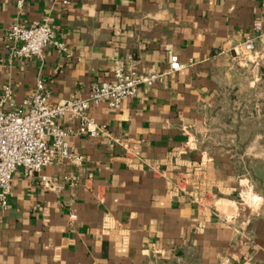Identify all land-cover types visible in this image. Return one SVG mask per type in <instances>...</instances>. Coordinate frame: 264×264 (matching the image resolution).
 I'll use <instances>...</instances> for the list:
<instances>
[{"label": "crops", "instance_id": "0c3cea01", "mask_svg": "<svg viewBox=\"0 0 264 264\" xmlns=\"http://www.w3.org/2000/svg\"><path fill=\"white\" fill-rule=\"evenodd\" d=\"M45 20L66 53L13 57L9 27ZM170 55L182 67L119 109L90 104L104 134L59 120L81 161L46 166L43 184L13 174L0 264H264L249 160L264 163V0H0V98L9 87L14 106L39 80L50 104L88 99L115 60L154 75Z\"/></svg>", "mask_w": 264, "mask_h": 264}, {"label": "built area", "instance_id": "2783aa9c", "mask_svg": "<svg viewBox=\"0 0 264 264\" xmlns=\"http://www.w3.org/2000/svg\"><path fill=\"white\" fill-rule=\"evenodd\" d=\"M25 1L16 0L17 7L21 8ZM42 1L69 4V0ZM260 28V23L256 22L254 29L260 31ZM4 39L11 44L10 53L17 59L40 57L47 46H53L62 53L67 51L46 20L35 26L11 25ZM255 39L249 37L244 41L245 53H254ZM168 64L167 72L150 75L127 71L121 61L115 60L111 80L92 85L88 99H65L55 104L48 103L41 80L36 82L33 93L19 106L8 101L11 90L4 88L0 98V208L8 206L11 180L16 171L21 170L27 176L37 175L43 184L47 178L41 172L46 166L58 161L71 164L81 161V155L69 146L68 133L60 126V119L77 120L80 132L88 137L104 134V126L97 124L89 114L90 104L106 102L111 109H119L122 102L135 96L142 85H150L156 78L182 67L176 55H170Z\"/></svg>", "mask_w": 264, "mask_h": 264}, {"label": "rangeland", "instance_id": "374dc122", "mask_svg": "<svg viewBox=\"0 0 264 264\" xmlns=\"http://www.w3.org/2000/svg\"><path fill=\"white\" fill-rule=\"evenodd\" d=\"M246 133H244L243 134V136L244 137H246V135H245ZM241 149H237L236 151L238 152V155L240 154V155H242V153H241V151H240ZM243 150V149H242ZM263 149H261V151H262ZM256 151L258 152L259 151V149L257 148L256 149ZM254 151H252V153H253ZM250 156V167L252 168V169H250L251 170V172H252V175L253 176H255V177H264V163H254L253 162V160H254V158L251 156V155H249ZM256 160V159H255ZM254 160V161H255ZM260 180V179H259ZM258 179H254L253 180V183L256 185V189H258V190H260V191H264L263 189H264V185L262 184V181L260 180L259 181Z\"/></svg>", "mask_w": 264, "mask_h": 264}, {"label": "trees", "instance_id": "16d2710c", "mask_svg": "<svg viewBox=\"0 0 264 264\" xmlns=\"http://www.w3.org/2000/svg\"><path fill=\"white\" fill-rule=\"evenodd\" d=\"M253 177H254V179H258V180L260 179V180L262 181V184L264 185V177H260V176H259V177H255V176H253ZM260 180H259V181H260ZM263 190H264V189H263Z\"/></svg>", "mask_w": 264, "mask_h": 264}]
</instances>
